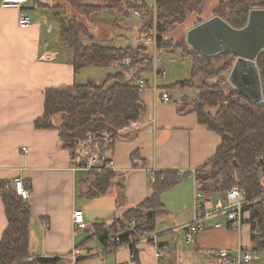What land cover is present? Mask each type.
I'll return each instance as SVG.
<instances>
[{"label": "crops", "instance_id": "1", "mask_svg": "<svg viewBox=\"0 0 264 264\" xmlns=\"http://www.w3.org/2000/svg\"><path fill=\"white\" fill-rule=\"evenodd\" d=\"M23 11L31 16L25 27L19 25ZM113 23L115 32H101V36L95 35L94 42L144 45L143 41L138 45H116V37L126 36L116 28L128 27L119 14ZM56 27L59 30L51 10L41 8L33 0L20 7L4 6L0 0V178L8 179L12 185L14 177L21 176L31 188L27 203L32 213L29 228L33 252L70 257L73 250L85 248L87 253L77 264H218L213 255L202 250L227 248L234 252L238 246L249 248L250 235L244 234L242 228L235 230L226 225L208 226L195 235L193 242L184 237L182 226L193 217L198 188L194 172L221 142L220 135L202 124L191 109L198 98V88L179 90L175 95L169 83H158L160 91L150 87L141 90L146 111L117 131L108 150L115 160L114 169L110 170L117 173V182L106 193L86 195L95 172L74 167L73 151L62 145L58 128L35 125V119L45 112L47 89L84 83L89 78L83 81L80 72L75 73L72 51L60 32H55ZM135 29L138 38L143 37L140 27ZM162 56L158 55L157 67L166 70L158 66ZM164 90L169 92L168 100L161 96ZM134 152L139 155L137 160L132 158ZM136 161H146V165ZM152 169L187 173L162 195L167 213L157 218L153 231L131 242L137 248L135 255L129 244L103 249L95 239L86 247L79 246L95 222L122 217L149 196ZM76 208L84 211V228L73 222ZM7 225L0 195V239ZM158 250L163 252L160 257ZM254 251L252 264L264 263L259 251Z\"/></svg>", "mask_w": 264, "mask_h": 264}, {"label": "trees", "instance_id": "2", "mask_svg": "<svg viewBox=\"0 0 264 264\" xmlns=\"http://www.w3.org/2000/svg\"><path fill=\"white\" fill-rule=\"evenodd\" d=\"M33 1L41 8L51 10L61 39L72 51L75 73L88 65L115 64L118 67L100 83L89 79L84 83L47 89L45 112L35 119L36 127L58 128L62 145L73 151L79 138L104 130L116 133L137 120L146 111V105L135 79L153 69L152 58L145 54L143 46L94 42L85 18L103 8L116 9L128 15L130 9L149 5L138 4L136 0H104L103 4L89 0ZM208 1L155 0L157 44L163 50L180 48L190 57L191 76L175 82L173 86L198 88V98L191 109L202 124L221 137L214 154L194 172L198 189L224 195L232 186L238 185L244 189L248 199H255L261 194L264 182V102L249 99L237 88L226 91L227 76L233 65L229 60L230 52L205 54L187 43L186 34L176 36L174 31L192 16L194 19L186 29L213 15H220L233 26L241 27L246 24L252 8H264V0H218L211 14L205 17L202 12ZM153 23V12L149 11L139 30L150 34ZM257 65L264 87V49L257 57ZM214 77L216 82L209 84L207 80ZM209 108H215V111ZM57 117L60 120H56ZM132 158L137 160L139 155L134 152ZM135 163L146 165V161ZM185 173L176 169L155 170L149 196L132 206L122 217L111 222H95L90 235L79 246L86 247L95 239L103 249L115 243L129 244L135 255L137 248L131 242L153 231L157 218L167 213L162 195L179 183ZM116 176L113 170L95 172L86 195L94 197L106 193L117 182ZM0 195L8 219L0 239V264H77L81 257L72 262L70 257L34 253L29 228L32 213L27 200L13 190L6 178H0ZM245 210L252 222L250 247L264 251V207L256 201ZM256 221L260 229L257 234L253 232Z\"/></svg>", "mask_w": 264, "mask_h": 264}, {"label": "built area", "instance_id": "3", "mask_svg": "<svg viewBox=\"0 0 264 264\" xmlns=\"http://www.w3.org/2000/svg\"><path fill=\"white\" fill-rule=\"evenodd\" d=\"M27 0H2L4 6L20 7L23 2ZM134 16L143 24L148 12H153L154 23L152 32L150 34L143 33L142 41L145 47V54H148L153 60V79L152 83L144 77L140 76L136 79V83L141 90L152 88L155 92L158 90V79L164 78L166 70L157 67L158 55L161 52L157 44V30H156V5L133 8ZM31 22V16L26 11H23L19 16V25L21 27L27 26ZM262 87V100L264 102V87ZM164 100L169 99V92L164 90L161 92ZM116 133L108 130L90 133L85 137L79 138L73 150L74 167L84 168L89 170L92 174L94 172L114 169L115 160L108 150L115 141ZM264 157V156H262ZM154 169L151 170L152 180L155 178ZM13 190L21 196L24 200H28L31 195V188L21 176H15L12 181ZM259 201L264 207V182L261 194L255 199H248L244 189L238 185L232 186L224 195L206 194L201 189H196L194 193V210L192 219L182 226L184 237L187 242H193L195 235L207 228L208 226H229L235 230H240L245 221V209L253 202ZM250 219V218H249ZM73 222L79 228L86 227V220L84 211L81 208H76L73 212ZM250 223L251 220H250ZM253 232L255 234L260 232L259 225L254 222ZM251 232V231H250ZM123 244L115 243L110 248H117ZM210 255H213L218 264H252L255 260V251L249 248L238 246L233 252L227 248L221 249H206L202 250ZM87 251L85 248H77L73 250L70 258L75 261L77 258L85 255ZM163 255V252L158 250L157 256Z\"/></svg>", "mask_w": 264, "mask_h": 264}, {"label": "water", "instance_id": "4", "mask_svg": "<svg viewBox=\"0 0 264 264\" xmlns=\"http://www.w3.org/2000/svg\"><path fill=\"white\" fill-rule=\"evenodd\" d=\"M186 41L205 54L230 52L235 60L229 81L249 99L262 100L257 57L264 49V8H252L246 24L241 27L233 26L220 15H213L188 28Z\"/></svg>", "mask_w": 264, "mask_h": 264}, {"label": "rangeland", "instance_id": "5", "mask_svg": "<svg viewBox=\"0 0 264 264\" xmlns=\"http://www.w3.org/2000/svg\"><path fill=\"white\" fill-rule=\"evenodd\" d=\"M51 1H53V0H51ZM138 1H140V2H138ZM217 1L218 0H209L207 2V4L205 5L204 11L202 12V16H205V17L209 16L211 14V10L214 6V3ZM93 2L103 4L104 0H94ZM136 2L138 4L146 3L149 6H153L155 4L154 0H136ZM133 10L134 9H130L128 15H124V14H122V12H119L116 9H106V8H103L100 11L98 10V11L92 13L90 16L85 18V20H86V22L90 28L91 36L94 38L95 35H97L98 37L101 36L100 35L101 32L102 33H106V31L115 32L114 28H113L114 27L113 22H114V19L116 17V14L117 15L119 14L122 18H124L125 24L127 25L128 28H124V29H121L120 27L116 28L117 31L122 32V34L126 35L124 37V39L116 37L114 40V41H116V45H138V44H140V41L142 43V35H141V38H138V36L135 33V30H136L135 28L138 29L141 25V22L134 16ZM209 17H211V16H209ZM209 17H207V18H209ZM193 19H194V17L192 16L188 19L187 23L179 25L176 28V30L174 31V35L182 36V35L186 34L187 25L190 24L193 21ZM58 31L59 30H57V27H56L55 32L57 34H58ZM88 40L89 39H87V41ZM143 47H144V45H143ZM161 51H162L163 56L161 58L160 65L158 64V66L166 67V74H165L164 78L158 79V83L159 84L169 83L167 85L172 90L173 94H175V95L179 92V90L183 91L186 88L194 87V86H187V87H183V88H177V87L173 86V84L177 80L189 78L191 76L192 62H191L190 57L187 58L184 55L183 50L180 48H176L174 50H170V49H164L163 50V49H161ZM229 60L233 64V61L235 60V58L232 54L229 57ZM116 69L118 70V67L115 64L101 65V66L88 65V66L82 68L79 72L82 76L83 81H86L87 77L89 76L88 80L93 79L94 81L100 83L104 80L105 76L108 73L116 72ZM230 71H229V73H230ZM229 73H228L227 77H229ZM143 75L146 76V78L150 81V84H151L152 79H153V70L143 72L142 76ZM216 80H217V78L214 77V78L208 79L207 82L210 84V83L216 82ZM194 88H196V87H194ZM234 88H236V87L228 79V82L225 84L226 91H231ZM158 89L160 91L161 87H159ZM209 109L212 110V112L215 111V108H209ZM56 120H60V117H57ZM244 218H245V221H244V224L242 227L243 232L246 235L247 234L250 235L251 223H250L248 211L245 213ZM180 240L182 242H184L183 237L180 238ZM188 249H190V248L188 247ZM262 252H264V251L257 252L261 258L264 257V253H262ZM259 264H264V263L260 262Z\"/></svg>", "mask_w": 264, "mask_h": 264}]
</instances>
